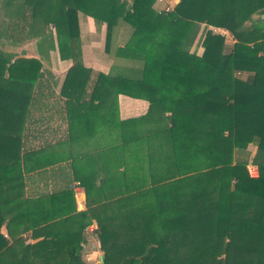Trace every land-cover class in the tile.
<instances>
[{"label":"trees","instance_id":"trees-1","mask_svg":"<svg viewBox=\"0 0 264 264\" xmlns=\"http://www.w3.org/2000/svg\"><path fill=\"white\" fill-rule=\"evenodd\" d=\"M154 4L0 0V40L35 38L39 55L0 44V264H86L80 252L91 220L96 264H264V0H178L167 12ZM78 14L104 27L105 53L118 30L112 57L137 65L136 78L83 67ZM201 24L233 44L205 29L201 53L190 52ZM55 47L71 62L60 86L67 101L84 90L112 97L116 119L117 95L148 104L144 115L118 121L117 144L105 143L102 171L84 187L86 211L59 218L24 195L20 154L41 61ZM29 230L42 240L25 243Z\"/></svg>","mask_w":264,"mask_h":264},{"label":"crops","instance_id":"crops-1","mask_svg":"<svg viewBox=\"0 0 264 264\" xmlns=\"http://www.w3.org/2000/svg\"><path fill=\"white\" fill-rule=\"evenodd\" d=\"M176 1L178 0H171L170 5H175ZM23 21L26 23L28 19ZM78 22L83 67L106 74L105 69L113 63L112 56L105 54L104 41L97 38L99 34H105L104 27L96 29L92 19L81 14H78ZM3 38L0 44L4 51L3 45H11L10 49L14 44L20 45L14 43L11 37ZM88 51L92 53L91 57L87 56ZM20 53L24 55V51ZM25 58L38 59L34 56ZM44 60L45 63L41 61L44 71L39 81L40 88L32 93L20 132V154L24 168L23 193L28 198L46 201V206L59 218L65 209L70 210L71 214L86 211L84 187L92 186L94 178L102 171L105 143L113 147L115 140L117 144L118 121L144 115L148 104L143 100L117 95L116 119L112 97L108 96L104 102L101 94L92 95L91 91L84 90L67 101L60 92V86L71 66L70 60H60L56 47ZM74 97L80 98L75 100ZM105 118L110 120V126L108 123L105 125ZM113 161L112 152V164ZM65 216L68 218L72 215ZM95 230L94 220L83 230L86 243L82 246L80 255L85 263H90L95 258L96 263H100L101 254ZM30 234V230L22 233L25 243L33 244L42 240L41 236L33 237Z\"/></svg>","mask_w":264,"mask_h":264},{"label":"rangeland","instance_id":"rangeland-1","mask_svg":"<svg viewBox=\"0 0 264 264\" xmlns=\"http://www.w3.org/2000/svg\"><path fill=\"white\" fill-rule=\"evenodd\" d=\"M167 2L170 4L171 0H167ZM176 3H177V1H176ZM170 7L173 8L174 5L173 6L170 5ZM170 7H169V9H170ZM153 9L157 12V10L160 9V8L157 5L154 4L153 5ZM23 19H30V10H29L28 7H25V9L23 10ZM25 21H27V20H25ZM211 28H213V27L207 26V27L204 28L203 24L199 25V30H198L193 42L191 43V45L189 47V51L190 52H195L197 55H199L201 53L202 50H201V48L199 46V38L203 34L202 33L203 30L205 31V29L209 30ZM218 30L220 32H224V34L227 33V32H225V31H223L221 29H218ZM102 35L103 34H99L97 36V38L103 42L104 41V35L103 36ZM126 35L127 34H125L123 36V38H126ZM120 36L122 37L121 34H120ZM118 37H119V34H118V30H117L116 32L113 33V36H112V39H111V43H110V46H109V53H105L108 56L109 55L112 56L116 45L121 44L122 40L118 41ZM224 42H225V44L227 46H231L233 44L234 40L231 38V36L229 34H227L226 36L224 35ZM35 43H36V39L35 38L24 37L23 42L19 46L14 44V45H12V47H13L12 49H10V47H9L11 45H9V46L3 45V47H4L5 51L11 52V53H15L18 56H19V54H21L20 51H24V53H23L24 55L23 56H25V57L34 56V57H38L39 58L38 53L35 51ZM97 43H98V41H96L95 44H97ZM41 51L42 52L45 51V45L42 46V50ZM91 55H92V53L90 54V52L88 51L87 52V56L91 57ZM111 60H112L113 65L108 67L107 70L105 69L104 72L106 74H109V75H112V76L113 75H122V76H126V77L128 76L130 78H134V77L136 78L137 77V75H135V71L133 72V67H135L137 65H135V64H133V63H131L129 61L120 60V59H116V58H113V57H111ZM113 60H114V62H113ZM42 62L45 63V60L42 59ZM107 65H109V63H107ZM241 77L244 78V76H241ZM247 150H248V152L250 154H253L254 146L253 145H248L247 146ZM247 168H248V170L250 172L253 171V168H252L251 164H248L246 166V169ZM99 254H102V253L100 252ZM91 261L92 262H90V263L89 262L88 263L86 262V263L87 264H95L97 259L96 258L95 259H91Z\"/></svg>","mask_w":264,"mask_h":264},{"label":"built area","instance_id":"built-area-1","mask_svg":"<svg viewBox=\"0 0 264 264\" xmlns=\"http://www.w3.org/2000/svg\"><path fill=\"white\" fill-rule=\"evenodd\" d=\"M169 3L167 2V0H155V5H157L160 9L157 10V12H167V11H170L172 8L170 7V4L168 5ZM170 7V9H169ZM205 28V27H204ZM211 32L215 33V34H220L221 36H226L228 33H225L224 32H220L218 29L216 28H211L209 29ZM253 168V171L250 172L248 170V168L246 169L249 177L251 178H256L257 177V169L255 166H252Z\"/></svg>","mask_w":264,"mask_h":264},{"label":"water","instance_id":"water-1","mask_svg":"<svg viewBox=\"0 0 264 264\" xmlns=\"http://www.w3.org/2000/svg\"><path fill=\"white\" fill-rule=\"evenodd\" d=\"M102 261V256H100V262Z\"/></svg>","mask_w":264,"mask_h":264}]
</instances>
